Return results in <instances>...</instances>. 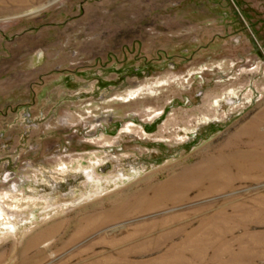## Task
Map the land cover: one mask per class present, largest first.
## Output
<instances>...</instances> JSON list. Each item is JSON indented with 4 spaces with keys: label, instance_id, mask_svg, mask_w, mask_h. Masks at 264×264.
<instances>
[{
    "label": "rangeland",
    "instance_id": "obj_1",
    "mask_svg": "<svg viewBox=\"0 0 264 264\" xmlns=\"http://www.w3.org/2000/svg\"><path fill=\"white\" fill-rule=\"evenodd\" d=\"M262 6L0 0V264H264Z\"/></svg>",
    "mask_w": 264,
    "mask_h": 264
},
{
    "label": "crops",
    "instance_id": "obj_2",
    "mask_svg": "<svg viewBox=\"0 0 264 264\" xmlns=\"http://www.w3.org/2000/svg\"><path fill=\"white\" fill-rule=\"evenodd\" d=\"M262 4H263V6L261 8V10L263 12V20H262V22H263V27H264V0H262Z\"/></svg>",
    "mask_w": 264,
    "mask_h": 264
},
{
    "label": "bare ground",
    "instance_id": "obj_3",
    "mask_svg": "<svg viewBox=\"0 0 264 264\" xmlns=\"http://www.w3.org/2000/svg\"><path fill=\"white\" fill-rule=\"evenodd\" d=\"M235 161V160H234ZM240 161V160H239ZM244 167V166H243Z\"/></svg>",
    "mask_w": 264,
    "mask_h": 264
}]
</instances>
